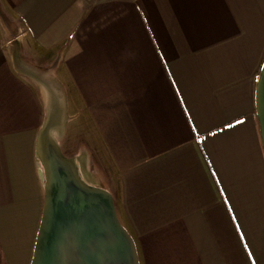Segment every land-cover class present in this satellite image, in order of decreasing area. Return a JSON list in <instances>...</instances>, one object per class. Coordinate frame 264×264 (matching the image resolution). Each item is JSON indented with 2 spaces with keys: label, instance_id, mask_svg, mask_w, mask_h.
I'll use <instances>...</instances> for the list:
<instances>
[{
  "label": "crops",
  "instance_id": "0c3cea01",
  "mask_svg": "<svg viewBox=\"0 0 264 264\" xmlns=\"http://www.w3.org/2000/svg\"><path fill=\"white\" fill-rule=\"evenodd\" d=\"M263 66L264 0H0V264L32 261L48 85L140 264H264Z\"/></svg>",
  "mask_w": 264,
  "mask_h": 264
},
{
  "label": "water",
  "instance_id": "95a60500",
  "mask_svg": "<svg viewBox=\"0 0 264 264\" xmlns=\"http://www.w3.org/2000/svg\"><path fill=\"white\" fill-rule=\"evenodd\" d=\"M48 118L38 150L46 171V195L31 264H140L134 238L120 221L113 194L86 183L74 157L52 137L63 126V89L48 85ZM66 104V102H65ZM264 144V66L256 86ZM62 120V122L60 121Z\"/></svg>",
  "mask_w": 264,
  "mask_h": 264
},
{
  "label": "rangeland",
  "instance_id": "374dc122",
  "mask_svg": "<svg viewBox=\"0 0 264 264\" xmlns=\"http://www.w3.org/2000/svg\"><path fill=\"white\" fill-rule=\"evenodd\" d=\"M40 77V76H39ZM38 76H37V79L38 80H40V78H39ZM42 81H43V79H42ZM44 83H45V81H44ZM41 85H43V82H41ZM42 90H43V92L46 94L47 93V97H48V92H46V91H44L45 89H43L42 88ZM45 96V97H46ZM50 96V95H49ZM67 97V96H66ZM67 100H66V98L63 96V104H64V107H65V112H64V114L67 112V105L65 104V102H66ZM66 116H67V114H65L64 115V117L66 118ZM65 122H67V121H65ZM69 125V122H67L66 123V125H64L63 124V126L61 127L62 129H63V131H64V135H65V137H66V135H67V143L65 144V145H63V144H60V146H61V149H62V151L64 152V154H66L67 156H70L71 154L69 153L68 154V150L70 151L72 148H74V147H76L77 145H78V143L77 142H74V139L75 138H73L72 137V134H71V125L70 126H68ZM59 129H60V127H59ZM61 130V129H60ZM40 134V133H39ZM38 140H39V136H38ZM38 140H37V148H36V153H37V156H38V160H39V164L40 163H43V161H42V159H41V157H40V155H39V150H38ZM87 150V152H88V148L86 149ZM89 154H91V156H93L92 157V165H93V169H94V167H96L95 166V164L97 165V164H100L101 165V167H102V169L104 170V171H106V169H104V168H106V167H104V166H106L107 164V162H106V160L104 159V154H103V152L100 150V149H97L96 147H94L93 148V151L91 152V153H89ZM85 155H86V152L82 155L83 157H85ZM82 156H80V157H82ZM70 157H74V156H70ZM82 157V158H83ZM75 160H76V167H77V169H78V171H79V173L81 174V176H82V178H83V180L86 182V183H90V184H93V185H96V186H99V185H97V183L95 182V177H94V175L92 174V173H90L88 170H85V173L83 172V170H82V172H81V166L78 164V155H76L75 157ZM105 163V164H104ZM44 165V164H43ZM44 168H45V166H44ZM107 169H108V165H107ZM103 171V172H104ZM109 171V170H108ZM83 173H84V175H86V177L84 178V176H83ZM100 187H102V186H100ZM45 195H46V181H45V184H44V201H45Z\"/></svg>",
  "mask_w": 264,
  "mask_h": 264
},
{
  "label": "bare ground",
  "instance_id": "6f19581e",
  "mask_svg": "<svg viewBox=\"0 0 264 264\" xmlns=\"http://www.w3.org/2000/svg\"><path fill=\"white\" fill-rule=\"evenodd\" d=\"M44 91H46L47 92V89L45 88V86H44ZM49 92V91H48ZM47 100H49V95H48V97H47ZM61 122H62V120H60ZM64 123V125H66V123L67 122H63ZM52 137L59 143V145L60 144H62V142H63V140H64V137H65V135H64V131H63V129H59V128H54L53 129V131H52ZM78 161H80V162H82V159H79L78 158ZM40 169H41V172H42V174H43V176L46 178V171H45V168H44V165H43V163H40ZM82 170H83V172L85 173V170L83 169V167H81V172H82ZM84 173H83V176H84V178L86 177V175H84Z\"/></svg>",
  "mask_w": 264,
  "mask_h": 264
}]
</instances>
